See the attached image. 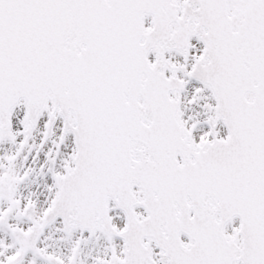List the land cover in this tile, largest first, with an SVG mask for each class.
<instances>
[{
  "label": "snow or ice",
  "instance_id": "1",
  "mask_svg": "<svg viewBox=\"0 0 264 264\" xmlns=\"http://www.w3.org/2000/svg\"><path fill=\"white\" fill-rule=\"evenodd\" d=\"M0 264H264V0H0Z\"/></svg>",
  "mask_w": 264,
  "mask_h": 264
}]
</instances>
